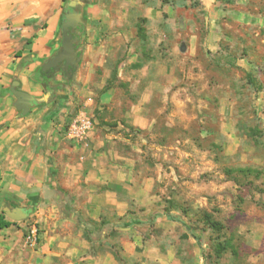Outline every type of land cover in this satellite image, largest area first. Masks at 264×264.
I'll use <instances>...</instances> for the list:
<instances>
[{
  "label": "crops",
  "instance_id": "1",
  "mask_svg": "<svg viewBox=\"0 0 264 264\" xmlns=\"http://www.w3.org/2000/svg\"><path fill=\"white\" fill-rule=\"evenodd\" d=\"M190 7L189 0H0V214L11 222L0 229V264H185V250L166 232H143L175 225L152 207L150 175L161 176L162 167L146 156L161 149L156 98L168 88L156 79L173 78L159 49L172 56L183 45L172 23ZM68 12L78 59L69 72L60 63L41 76L61 49ZM134 45L131 68L123 60L108 67L109 56ZM95 67L104 79L113 71L144 79L129 86L140 98L119 118L95 116L112 110L117 89L95 84ZM15 83L33 96L26 112L15 105ZM16 210L25 217L6 215ZM33 228L37 240L28 243Z\"/></svg>",
  "mask_w": 264,
  "mask_h": 264
},
{
  "label": "rangeland",
  "instance_id": "2",
  "mask_svg": "<svg viewBox=\"0 0 264 264\" xmlns=\"http://www.w3.org/2000/svg\"><path fill=\"white\" fill-rule=\"evenodd\" d=\"M189 5L172 23L183 45L172 56L165 52L169 47L159 49L173 78L156 79L168 88L156 98L161 149L147 148L146 156L147 165L162 167L161 176L150 175L158 196L152 207L175 225L142 232H166L185 250V264H264V0H189ZM139 49L120 48L109 56L108 67L123 60L131 68ZM94 71L95 84L107 81L117 88L112 110L98 109L96 117L119 118L138 102L139 93L129 90L144 85L137 72L104 79L101 68ZM205 213L220 230L204 223ZM223 240L232 248L216 258L212 249Z\"/></svg>",
  "mask_w": 264,
  "mask_h": 264
},
{
  "label": "water",
  "instance_id": "3",
  "mask_svg": "<svg viewBox=\"0 0 264 264\" xmlns=\"http://www.w3.org/2000/svg\"><path fill=\"white\" fill-rule=\"evenodd\" d=\"M76 17L72 12H68L65 15V19L62 23V40H61V49L54 56L46 60L42 66L41 71L45 72L51 68L57 67L60 63H63V70L69 72L74 66L78 59V56L75 51V46L73 43V36L71 33V28L75 26ZM17 83L12 87V93L16 98V107L23 112L28 110V107L31 104L33 96L29 93L16 89ZM21 210L11 211L6 213L11 219L17 220L25 217V214L20 215Z\"/></svg>",
  "mask_w": 264,
  "mask_h": 264
},
{
  "label": "trees",
  "instance_id": "4",
  "mask_svg": "<svg viewBox=\"0 0 264 264\" xmlns=\"http://www.w3.org/2000/svg\"><path fill=\"white\" fill-rule=\"evenodd\" d=\"M45 75H46L45 72L41 73V76H45ZM112 78H116L115 77V71H113ZM238 170L240 172H250V173L253 172L250 169H243V168H239ZM203 216H204V223H207L212 229H214L216 231L220 230V228H221L220 223L212 220L209 213H205ZM10 224H11V222L4 219V216L0 214V229L3 227H7ZM229 248H232V244L226 240H223V241L215 242L212 250H213L214 256L216 258H220L221 255H223V253L226 252ZM232 252H233V254H236V252L234 250H232Z\"/></svg>",
  "mask_w": 264,
  "mask_h": 264
},
{
  "label": "built area",
  "instance_id": "5",
  "mask_svg": "<svg viewBox=\"0 0 264 264\" xmlns=\"http://www.w3.org/2000/svg\"><path fill=\"white\" fill-rule=\"evenodd\" d=\"M28 243H36L37 240V231L35 228L32 229V232L26 237Z\"/></svg>",
  "mask_w": 264,
  "mask_h": 264
},
{
  "label": "flooded vegetation",
  "instance_id": "6",
  "mask_svg": "<svg viewBox=\"0 0 264 264\" xmlns=\"http://www.w3.org/2000/svg\"><path fill=\"white\" fill-rule=\"evenodd\" d=\"M58 69H60V68L58 67ZM52 70H53V69L51 68L49 71H47V74H49Z\"/></svg>",
  "mask_w": 264,
  "mask_h": 264
}]
</instances>
